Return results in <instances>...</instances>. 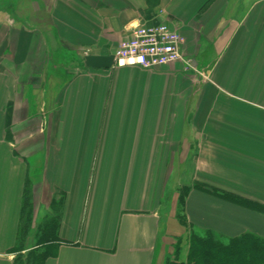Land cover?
Instances as JSON below:
<instances>
[{"label":"crops","instance_id":"0c3cea01","mask_svg":"<svg viewBox=\"0 0 264 264\" xmlns=\"http://www.w3.org/2000/svg\"><path fill=\"white\" fill-rule=\"evenodd\" d=\"M159 24L183 61L115 65ZM26 180L29 230L61 201L43 264H159L193 182L264 205V0H0V264ZM182 206L196 232L264 239L262 213L194 189Z\"/></svg>","mask_w":264,"mask_h":264},{"label":"trees","instance_id":"16d2710c","mask_svg":"<svg viewBox=\"0 0 264 264\" xmlns=\"http://www.w3.org/2000/svg\"><path fill=\"white\" fill-rule=\"evenodd\" d=\"M29 182V180H26L23 192V214L21 217L19 240L20 236L22 238L27 233L31 223L32 208L28 202L30 199ZM191 189L208 193L227 202L264 214L263 204H258L198 182H193L191 186L179 189L178 204L180 207H183L184 199ZM55 205L58 207L54 209V216H51V218L37 228L35 246L38 248L27 252L23 264H43L45 259L50 255L48 249L54 243L60 241L57 236V230L60 221L59 205H61V201ZM179 210L182 214L181 208ZM177 218L179 223L190 232L186 240L188 246L186 264H264V239L251 233H244L235 238H224L210 231L197 233L187 225L183 216H178ZM20 246L15 252L22 251V247ZM178 250L179 248L176 247L174 258H176ZM19 259L17 258V260Z\"/></svg>","mask_w":264,"mask_h":264},{"label":"built area","instance_id":"2783aa9c","mask_svg":"<svg viewBox=\"0 0 264 264\" xmlns=\"http://www.w3.org/2000/svg\"><path fill=\"white\" fill-rule=\"evenodd\" d=\"M181 36L167 24L135 27L131 38L121 42L114 51L115 65L156 69L183 61Z\"/></svg>","mask_w":264,"mask_h":264},{"label":"rangeland","instance_id":"374dc122","mask_svg":"<svg viewBox=\"0 0 264 264\" xmlns=\"http://www.w3.org/2000/svg\"><path fill=\"white\" fill-rule=\"evenodd\" d=\"M178 216H183L180 210L177 211V217ZM46 221H47V218L41 221V224H44ZM31 222H32V218H31ZM37 228L38 227L27 231V233L22 238L20 236L19 246L21 245L20 247H22V251L24 250L23 251L24 253L20 251L15 255L16 259L20 258L19 260L16 261V264H23V261L25 260L27 252L33 249V247L31 248V245L32 244L36 245ZM32 231H34V233ZM199 232L201 231H197V233ZM33 234H34V237H32ZM189 235H190V232H188L185 229L182 235H180L176 241H173V244H171V246H164L161 256L159 258V264H175V263L186 264V254H187V248H188L186 240ZM176 247L179 248V250L176 255V258H174L175 256L174 250Z\"/></svg>","mask_w":264,"mask_h":264}]
</instances>
